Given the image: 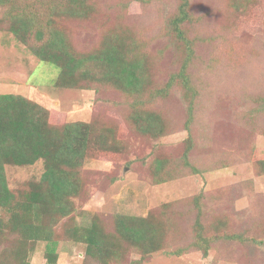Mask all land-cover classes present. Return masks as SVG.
Segmentation results:
<instances>
[{
  "label": "trees",
  "instance_id": "obj_1",
  "mask_svg": "<svg viewBox=\"0 0 264 264\" xmlns=\"http://www.w3.org/2000/svg\"><path fill=\"white\" fill-rule=\"evenodd\" d=\"M103 1L0 0V29L14 34L38 59L60 68L56 86L95 90L98 102L111 91L118 93L114 104L134 133L154 141L172 133L176 123L159 104L176 91L187 103L184 126L190 130L193 119L201 111L204 114L210 101L205 89L208 79L190 70L199 38L197 33L192 36L191 25L200 21L192 11L191 0H178L176 10L156 34L127 21L124 2L117 3L116 17L109 20L108 15L100 14L107 5H102ZM79 22L98 27L93 44L76 41L72 23ZM157 38L169 40L157 47ZM166 49L172 50L180 65L162 81L157 65ZM214 61L207 64L208 74L217 65ZM253 99L258 105L243 120L264 133V124L258 120L264 115V94ZM54 118L52 109L23 94L0 93V264H31L40 241L46 242L41 264H58L61 241L85 244V264L123 263L132 252H138V262H142L173 245L179 236L185 237L184 223L190 219L192 239L173 245L171 252L180 255L189 247H197L207 256L211 248L239 238L264 245V237L229 230L231 221L226 214L207 207L210 203L206 202L220 192L202 191L164 202L144 216L99 211L93 214L90 225L78 224L77 213L94 187L84 167L85 158L99 152H125L129 145L117 135L120 131L114 122H57ZM205 137H209L208 132ZM194 139L190 131L179 156H159L156 148L150 151L155 183L204 170L194 153ZM249 154L256 169L264 172V156ZM38 161L44 165L39 179L10 187L7 165H33ZM110 179L114 182L117 177Z\"/></svg>",
  "mask_w": 264,
  "mask_h": 264
},
{
  "label": "rangeland",
  "instance_id": "obj_2",
  "mask_svg": "<svg viewBox=\"0 0 264 264\" xmlns=\"http://www.w3.org/2000/svg\"><path fill=\"white\" fill-rule=\"evenodd\" d=\"M239 1L191 0L192 11L200 21L191 25L192 36L199 34V38L190 70L208 79L205 89L209 106L204 114L201 111L193 119L190 130L186 129L187 103L178 91L172 93L159 107L167 111L176 124L171 127L172 133L155 141L129 128L120 108L114 104L118 101V93L111 91L98 102L95 90L56 86L60 68L38 59L14 34L0 29V93H19L39 102L53 110L57 122L92 119L114 122L120 131L117 135L129 145L125 152L103 155L99 152L85 158L84 167L94 187L90 199L77 213L78 224L90 225L93 214L99 211L144 216L150 208L164 202L202 191L220 192L206 203L216 212L226 214L231 221L229 230L250 237H264V172H259L249 157L250 152L257 157L264 156V133L243 120L258 105L253 97L264 94V0ZM121 2L127 4L126 20L146 29L149 34L152 30L156 34L164 27L178 4V0H150L148 3L104 0L102 5H107L100 14L113 20L119 9L117 3ZM108 6L114 8L107 9ZM72 26L78 43L93 44L97 40L95 24L79 22ZM168 40L157 38L154 44L162 47ZM214 59L216 68H210L212 73L208 74L207 64ZM174 60L172 50L166 49L157 65L162 81L178 70L180 64ZM258 120L263 125L264 115ZM190 131L195 138L194 153L204 170L155 183L150 151L156 148L160 150L159 156H179ZM207 132L209 137L206 138ZM207 164L213 167L209 169ZM43 171L42 161L33 165L6 166L12 188L25 180L39 179ZM110 177H117V180L113 182ZM184 224L187 233L185 237L179 236L174 246L192 239V219ZM173 245L142 262H138L140 254L132 252L119 264H264V245L249 238L225 241L211 248L207 256L197 247H189L187 252L178 255L171 252ZM45 251L46 242L40 241L31 256V264H41ZM85 251L83 243L61 241L58 264H85Z\"/></svg>",
  "mask_w": 264,
  "mask_h": 264
}]
</instances>
